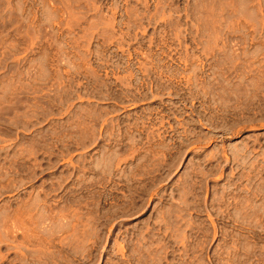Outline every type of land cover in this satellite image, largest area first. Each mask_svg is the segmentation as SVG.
<instances>
[{
	"label": "rangeland",
	"instance_id": "rangeland-1",
	"mask_svg": "<svg viewBox=\"0 0 264 264\" xmlns=\"http://www.w3.org/2000/svg\"><path fill=\"white\" fill-rule=\"evenodd\" d=\"M0 264H264V0H0Z\"/></svg>",
	"mask_w": 264,
	"mask_h": 264
}]
</instances>
